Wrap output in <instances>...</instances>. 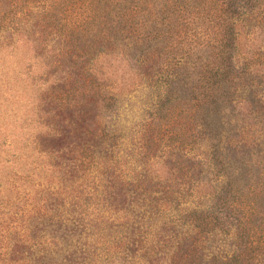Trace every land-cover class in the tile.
Instances as JSON below:
<instances>
[{
    "label": "trees",
    "instance_id": "16d2710c",
    "mask_svg": "<svg viewBox=\"0 0 264 264\" xmlns=\"http://www.w3.org/2000/svg\"><path fill=\"white\" fill-rule=\"evenodd\" d=\"M253 33L263 37L261 46L243 53L240 39ZM21 42L33 44L34 56L43 58L46 70L42 74V84L46 88L40 94L39 103L46 105L48 110L49 107L61 108L71 104L83 106L87 101L93 103L108 96L104 83L96 80L90 67V62L103 50H123L125 46L135 51L138 47L143 55L148 50L145 47L149 46L152 54L148 57L162 58L166 65L164 75L156 79L157 89H165L162 99L166 103L178 96L171 85L181 73L188 74L190 66L195 78V86L190 84V92L194 95L188 102L190 105H182L178 141L169 143V149L165 150L151 140L146 148L165 150L164 153L172 162L183 159V164L187 165H181V169L187 173L192 164L209 166L214 177L221 180L225 187V199L219 205L220 208L210 207L200 212L188 209L181 215L180 206L193 203V183L190 186L188 181L173 187L164 186L157 179L152 180L153 187L152 182L142 187L149 180L142 171L129 172L124 165L117 166L114 172L96 160L92 153H86L79 163L81 177L97 179L98 187L107 193L109 185L110 189L114 188V176V181L120 186H131L137 192L136 196L144 195L143 213L137 216V220L133 219L131 224L126 222L125 225L127 229L130 225L131 228L134 225L142 228L138 230L137 238H143L149 244V264L159 253L165 250L170 252L174 248L170 239L154 240L158 233L152 221H158L159 218L168 228H165L166 231L174 233V236L178 234L176 229L187 227L182 237L195 232L198 237L203 234V237L213 242L212 246L209 241V245L200 247L198 253L195 244L189 242L185 245L186 249H192L182 252V256L190 260L191 264H264V121H259L260 117L264 118V0H0V69H7L5 79L0 75V98L5 87L14 89L16 85L19 86L22 67L31 71L29 62L23 61L24 56L6 66L5 59L19 54ZM49 43L53 45L48 51ZM162 51L164 58L161 57ZM20 55H23L22 52ZM13 64L17 70H8ZM223 100L229 106V112H233L238 105L246 106V117H236L235 120L241 124L234 123L238 125L233 127L231 121L234 116L231 113L229 118L225 116L226 127L229 125L232 130L236 127L235 138L240 137L243 142L240 146L238 141L232 143V139H229L225 151L212 144L213 135L205 119L207 115L201 112L196 117L207 101L219 106ZM251 126L257 127L252 135L261 139L254 141L245 137L244 134L248 135L249 131L245 133L244 129L249 130ZM112 136L104 132L103 139ZM237 147L243 152L234 162L230 161L228 154L235 152ZM149 154L147 151L143 155ZM26 157V160L14 158L20 171L15 166L8 170L4 167L7 160L0 158V192L6 191L10 185L8 193L4 191L5 200L0 202V222L5 224L7 220L9 227L14 230L5 236L8 232L6 228L2 236L8 243L0 252V261L4 264H17L10 255L8 259L5 258L10 251L16 255L32 251L35 264H46L43 257L45 242L37 236L41 231L36 230L38 220L46 216L53 221L63 214L66 216L74 212L65 209L67 193L60 187L56 190L48 186L40 191L56 198L62 195L59 208L53 209L54 214L37 205L33 207L35 210L18 205L21 195L27 194H18V189L25 185L35 186L32 183L34 162ZM5 174L9 175L8 179ZM20 181L23 183L18 185ZM186 185L190 188H185ZM10 190L15 192L13 197L10 196ZM151 193L160 196L153 199V204L149 199ZM158 200L164 205L170 202L169 208L166 211L160 209L159 205H155ZM81 210L83 213L84 209ZM27 211L30 212L31 223L24 228L21 224L23 218L28 216ZM40 212H43L42 216H38ZM33 213L37 217L33 218ZM146 213L154 217L143 223ZM18 216L20 220H17ZM101 216L97 212L88 213L86 209L81 222L76 223L77 229L83 228L86 233L90 231L88 236L92 238L97 235L104 241L96 252V249H91V239L87 240L84 260L75 264H104L110 257L109 251H105L109 240L102 237ZM113 220L119 221L118 218ZM120 225L117 223L110 227L115 237L124 227ZM222 234H225L224 237ZM214 235H218L216 240L210 238ZM16 236L21 237L23 242H17ZM143 239H140V243ZM192 240L195 241L194 237ZM175 249V255L186 250L178 244ZM132 262L141 264L134 260Z\"/></svg>",
    "mask_w": 264,
    "mask_h": 264
},
{
    "label": "rangeland",
    "instance_id": "374dc122",
    "mask_svg": "<svg viewBox=\"0 0 264 264\" xmlns=\"http://www.w3.org/2000/svg\"><path fill=\"white\" fill-rule=\"evenodd\" d=\"M261 41H263V37L259 36L258 33L242 36L240 39L241 51L243 53L254 51L261 46ZM52 43L48 44V51L52 47ZM19 46L20 52L17 56L5 59L6 66L14 63L17 58L24 56L23 61L29 62L31 71L22 67L19 86L16 85L17 88L14 89L5 87L4 93L1 94L0 158L7 160L4 167L8 170L14 168V166L16 170H19V166H16L17 162L14 160L17 157L26 160V156H28V160L34 162L32 183L35 186L28 187L25 185L18 189V194L27 193L22 194L19 198V206L35 210L33 207L37 205L47 209L48 213L54 214L53 209L59 208L62 195L56 198L57 196H49L48 192H40L44 187L52 186L56 190L59 187L66 190L65 209L68 212L74 210V212L68 213L66 216L63 214L59 219L53 221H50L46 216L38 220L36 230L41 231L37 233V236L45 242L46 250L43 257L46 264L82 262L86 255L85 242L90 239L89 242L93 243L91 249H96V252L99 251L104 240H100L97 235L91 238V236H88L90 231L86 233L83 228L79 227L77 229L76 227V223L81 222L80 219L83 218L86 209L88 213L97 212L103 216V219L101 216L99 221L103 222L102 237L109 240L106 243L105 251H109L110 255L103 262L104 264H134L133 260L137 263L149 264L151 258L149 256V244L145 239L137 238L139 236L137 232L142 228L139 225H134L131 228L130 225L127 229L125 225L126 222L131 224L133 219L137 220V216L143 213L145 209L143 208L145 203L142 204V200H145L144 195L136 196L137 192L131 186H120L114 181V176H112L113 189H110V185L105 183L106 186L109 185L107 193H103V188L98 187L97 179L87 176L82 179L79 163L86 156V153H92L96 160L105 166H109L114 172H116L117 166L124 165L129 172L142 171L149 179L142 184V187H145V184L152 182V180L158 181L157 179L164 186L171 185L175 187L178 183L188 181L191 186V183H193L195 186V191L192 192L194 197L191 200L193 203L191 205H181V215H184V211L188 209L200 212L205 208H220L219 205L225 199V187L221 184V180L214 177L209 166L192 164L189 165L192 168L187 173L185 169H181V165H187V163L183 164V159L172 162L167 158L168 155L164 153L165 150L169 149L167 147L169 143L174 144L178 141V134L181 130H179V127L182 105H190L188 102H190L191 95H194L190 92V84L195 86V78L192 75L190 66H188V74L181 73L177 76L175 83L171 85V88L177 91L175 95L178 96L172 102L166 103L162 99L165 89L158 90L156 87V79L164 75L167 70L166 65L162 62V58L148 57L152 54L149 46L145 47L148 50L143 55L138 47H136V50L134 49L135 51L128 50L129 48H125V46L123 50H103L97 53L90 62V67L96 80L104 83L108 96H105L104 100L101 99L93 103L87 101L83 106L71 104L61 108L49 107L48 110L46 105L39 103L40 94L46 88V85L42 84L44 81L42 74L46 70L43 58L34 56L33 44L21 42ZM21 52L23 55H20ZM145 54L146 56H144ZM163 55L164 51H162L161 57ZM192 61L194 60L192 59ZM15 66L13 64L8 70L16 71ZM6 71L7 69L4 71L0 69V75L3 76V79H5ZM78 94L81 95V93ZM219 106L214 102L207 101L203 110H200L196 117L201 115V112L207 115L205 119L208 120L213 135L211 137L212 144L218 145L221 151H225V145L229 139H232V143L238 141V145L242 146L243 142L240 141V137L235 138L237 128L235 127L232 130L229 125L226 127L225 116L229 118L230 113L234 116L233 121H231L233 127L238 125L234 123L241 124V122H235V120L236 117L243 119L246 117V106L238 105L233 112H229L230 108L225 105V100ZM262 119L264 121L263 117H260L259 121H262ZM251 127L249 130L244 129L245 133L249 131L248 135L244 134L245 137H249L254 141L261 139L262 137L252 135L257 127ZM104 132L113 134V136L105 137L104 140ZM151 140L156 145L165 148V150L156 151L154 147L146 148V144ZM235 150V152H231V155L228 154L230 161L237 159L243 152L239 147ZM147 151L150 152L149 156H144ZM101 166L99 165V167ZM8 177L9 175H6V179ZM20 182H18V185L23 183ZM151 184V187H153V182ZM9 187L10 185L6 187V191L4 189L6 194ZM185 188L190 187L186 185ZM4 191L3 193L0 192V202L5 200ZM10 191V196L13 197L15 192ZM158 197L160 196L151 193L149 199L153 204V199ZM54 200H56L55 203ZM155 205H159L160 209L166 211L170 202L164 205L162 201L158 200ZM80 207L84 209L83 213H81ZM41 214L43 212H40L38 216H42ZM27 215L23 218L21 224L24 228L31 223L29 211H27ZM32 215L33 218L37 217L36 213ZM152 217H154L153 214L148 215L146 213L142 222L145 223ZM116 218L119 221L115 222L113 220ZM17 220H20V216L17 217ZM159 220L160 218L158 221H152L158 233L154 240L159 238L163 240L170 239L175 251L177 244L186 249L185 245L190 242L197 246L198 253L200 247L209 245L208 242L211 241L203 237V234L198 237L195 232H189L193 233L194 236L187 234L186 237H182L185 234L183 231L187 227L180 228L181 230L176 229L178 234L174 236V233L166 231L168 228ZM115 223L124 226L121 227V232L116 234L118 239L110 229L111 225L116 226ZM6 228L8 232L5 233ZM0 231H2L0 233L1 252L3 247L6 248L8 245L2 239V236L4 233L7 236L9 232L12 233L14 230L9 227L6 220L5 224L0 222ZM224 235L222 234L223 237ZM217 236H210V238L216 240ZM192 237H194V242ZM11 238H13L12 235ZM16 238L17 242H23L21 237L16 236ZM140 239H143L141 243ZM210 244L212 246L213 242L211 241ZM222 246L225 247V245ZM191 249L187 247L186 250H182L176 255L173 250L170 252L165 250L159 253L150 264H191L190 260L188 261L182 256V252H188ZM31 254H33L32 251L19 253L18 255L10 251L5 258L8 259L12 256L17 264H35ZM88 259L86 256V261ZM0 264L4 263L0 261Z\"/></svg>",
    "mask_w": 264,
    "mask_h": 264
}]
</instances>
